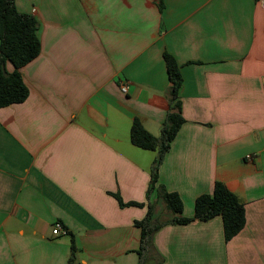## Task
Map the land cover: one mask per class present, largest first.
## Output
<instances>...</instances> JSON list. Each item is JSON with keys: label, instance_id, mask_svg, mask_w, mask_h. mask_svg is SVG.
<instances>
[{"label": "crops", "instance_id": "1", "mask_svg": "<svg viewBox=\"0 0 264 264\" xmlns=\"http://www.w3.org/2000/svg\"><path fill=\"white\" fill-rule=\"evenodd\" d=\"M15 6L38 20L41 52L21 70L28 98L0 109V264H264L259 0ZM165 53L183 79L184 123L150 191L157 152L134 146L130 133L138 118L161 136L171 104ZM216 182L245 208V226L229 241L220 216L174 223L193 218ZM160 186L179 194L181 215L167 209ZM147 218L153 232L143 244Z\"/></svg>", "mask_w": 264, "mask_h": 264}, {"label": "trees", "instance_id": "2", "mask_svg": "<svg viewBox=\"0 0 264 264\" xmlns=\"http://www.w3.org/2000/svg\"><path fill=\"white\" fill-rule=\"evenodd\" d=\"M39 22L31 14L21 13L15 6V0H0V109L24 102L29 95V89L23 79L22 68L36 59L41 52V42L38 36ZM164 61L170 81V110L162 125L161 136L156 137L148 132L142 122L135 118L131 127V143L141 149L157 152L153 163L150 191L155 188L158 180V170L165 154L169 151L184 119L180 114L179 92L183 79L179 65L168 53ZM7 63L12 65V71L7 70ZM167 209L175 216L183 212V202L179 194L168 192L162 186L157 188ZM141 206L142 204H131ZM152 210V208H151ZM194 217H176L174 223L187 224L194 220L209 221L220 216L223 221L225 240L229 241L241 232L246 223L245 208L237 196L221 183L216 182L211 194H203L195 201ZM151 211L149 212L150 216ZM147 221L139 224L143 228L142 242L145 243L152 228ZM147 226V229H146ZM73 255L76 252L72 241Z\"/></svg>", "mask_w": 264, "mask_h": 264}, {"label": "built area", "instance_id": "3", "mask_svg": "<svg viewBox=\"0 0 264 264\" xmlns=\"http://www.w3.org/2000/svg\"><path fill=\"white\" fill-rule=\"evenodd\" d=\"M260 4L262 7H264V0H259ZM263 84H264V79H263ZM129 89V84L128 83H121L120 85V90L122 93H127ZM247 159H252V156H247ZM54 232L57 234H67V232L61 227L60 224H56L54 228Z\"/></svg>", "mask_w": 264, "mask_h": 264}]
</instances>
